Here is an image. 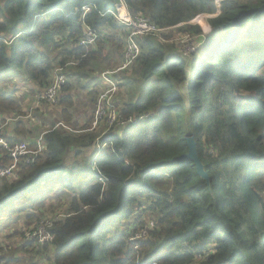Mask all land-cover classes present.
<instances>
[{
    "label": "trees",
    "instance_id": "1",
    "mask_svg": "<svg viewBox=\"0 0 264 264\" xmlns=\"http://www.w3.org/2000/svg\"><path fill=\"white\" fill-rule=\"evenodd\" d=\"M122 1L130 16L160 30L137 37L140 54L120 84L128 28L118 0H0V135L9 144L33 135L41 148L21 157L12 177H0V216L23 211L27 197L37 202L56 185L66 212L52 223L51 241H25L38 257L52 250L49 264H146L147 257L153 264H264V0H221L192 58L161 30L200 37V26L187 22L216 12L214 0ZM88 28L95 39L82 45ZM108 65L115 66L108 77L115 89L92 126L102 90H88L81 79ZM56 69L64 82L49 103L38 96ZM18 80L28 81L27 93L17 90ZM124 80L135 92L119 103ZM75 88L86 91L81 128L58 130L52 122L35 133L28 110L42 122L53 111L70 122ZM35 94L38 104L54 106H33ZM111 112L126 122L101 134ZM185 134L195 138L209 184L192 160L180 159L188 152ZM0 152L3 168L12 159ZM153 167L164 173H150ZM144 196L156 217L136 241L138 256L111 227ZM0 264L31 263L0 256Z\"/></svg>",
    "mask_w": 264,
    "mask_h": 264
},
{
    "label": "rangeland",
    "instance_id": "2",
    "mask_svg": "<svg viewBox=\"0 0 264 264\" xmlns=\"http://www.w3.org/2000/svg\"><path fill=\"white\" fill-rule=\"evenodd\" d=\"M220 1L221 0H214L216 12L200 13L196 15L191 21L187 22L189 26L199 25L202 30V34H201L202 36L200 35L199 37V35L187 34L177 27L167 28L164 31L161 30V32L171 36L169 42H175L177 46L181 47L179 52H181L186 57L192 58L194 55H198V53L194 54L196 52V47L203 41V39H206L207 36L206 34L211 31L209 21L213 16L217 15ZM158 38L162 40L161 35H159ZM123 62H124V58L122 63ZM134 62L129 64L124 69L118 71L121 72V74L117 76V78L120 80V84L122 83L121 76H123L124 74H126V76L127 74L131 75V73L133 72ZM114 67L115 66L112 65L104 66L100 70H96L95 72H93L89 79H81V81L84 83L89 82L88 90L94 88L98 91L101 89L102 90L101 92H103L104 90H106V83H104V77L108 78L109 75H111V71L115 69ZM125 81L126 80H124V85L122 87H120V85L117 86L115 92V94L117 93L119 103H121V100H125L132 93L135 92L134 86L133 87H131V85L125 86L126 84ZM17 82H18L17 90H19L22 94L27 93L30 90V87L26 86V83H28V81L24 82L23 80H18ZM9 85L12 84L9 83ZM181 88L183 90L185 86L181 85ZM80 89L82 88L80 87ZM73 92L75 95L74 97L75 106L71 110L73 119L70 122L62 117L60 118L57 115V111L56 112L53 111L51 114L47 115V118L49 119L43 121L44 122L43 123L42 121H40V118L38 119L37 116L35 115L34 111L36 110L34 111L28 110V113L30 115H33L34 118L33 122L35 123V127H36V129L34 130L35 133L38 134V124L40 131L43 129L50 128L52 122L58 125L57 128L58 130L69 131V129L71 128L75 130L81 128V126L83 125L86 119V115L84 114V106H83V103L86 105V100H87L86 91L78 90L77 88H75L73 89ZM36 93L38 96V93L40 92H36ZM26 105L27 104L23 106L25 109H26ZM32 105L37 107L38 105L54 106L52 104H46V103L38 104V101L36 100V94H35L34 103ZM54 109L58 110V107L55 106ZM75 109H82L83 114H80V112ZM88 112H90L89 109ZM74 121L76 123H74ZM101 123L103 124V120H101ZM164 135L166 134L164 133ZM192 137L194 138L193 135ZM19 142H26L27 144H29L31 150L38 149V144H34L33 135L31 137H28L27 140H20L14 143H19ZM33 144L34 147H32ZM5 152L7 153L6 150ZM1 156H3V152H0V157ZM87 156H89L88 151L85 153H80L77 156L78 162H82V160ZM12 176L13 174L9 175V177ZM93 176L95 175L92 174V177ZM79 179L83 180L82 177H80ZM89 179L92 181H94V179L96 180V178L92 179L90 177ZM84 180L87 179L84 178ZM164 182H166V180H164ZM54 188L55 189H50L48 191H45L43 195L40 198H38L37 202H34L30 197H27L25 201L27 202V205L23 211L9 212L8 214L4 213L0 216L3 217L2 218L3 225H0V247H3V245L7 247V251L6 252L1 251L0 256L6 257L8 261H12L15 259L18 260L27 259L30 260L31 264H33V262H35V264H49V258L53 256L54 253L52 250L48 251L47 256L38 257L37 255L38 252L34 248V246H25V241L28 243L32 239H36L37 242L43 239L42 242L44 243H49L51 241L49 230L52 223L57 219L61 218L62 216H64L66 212L65 206L62 205V200L65 199V196L60 194L61 191L59 190L58 186L55 185ZM66 190H70V189H65L62 192H65ZM145 196H147V194H145ZM145 196L139 198L137 202L131 204L132 208L128 210L129 216L122 218L120 223H118L117 225H113L111 227V231H117L118 229L120 234H126V236H128V241L130 243L131 242L134 243V249L138 253V256L140 255V248H137L138 246H135L136 244H138L136 241L142 240L143 237L146 236V228H148L151 225L153 219L156 217L155 212H153L150 209V205H148ZM36 204L38 205L34 207V205ZM68 212L69 211H67V213ZM24 249L27 250L26 253L24 252ZM17 252L19 253L17 254ZM145 261L147 262L146 264H153V262L149 257H147Z\"/></svg>",
    "mask_w": 264,
    "mask_h": 264
},
{
    "label": "built area",
    "instance_id": "3",
    "mask_svg": "<svg viewBox=\"0 0 264 264\" xmlns=\"http://www.w3.org/2000/svg\"><path fill=\"white\" fill-rule=\"evenodd\" d=\"M116 9L118 12V16L121 19L126 20V25L128 28V34L126 36V47L123 52L124 62L118 68V69H124L129 64L134 62L140 54V47L138 46V43H137V37L140 35H147V34L155 35L160 29L156 28L151 22L148 21V19L142 16H135V17L130 16L129 13L126 11V8L123 5L122 0H118V3L116 4ZM94 39H95V35L92 29L88 28L80 44L82 45L90 44L94 41ZM56 72H57V69L54 73V81L52 85L42 95L38 96V98L42 97L43 99L49 101V103H52L56 99L57 92L61 84L64 82L63 75L56 74ZM104 79L108 81L109 84H111L110 85L111 87H109L107 90L102 92L99 96V102H98L99 106L95 109V112H94L95 118L92 123V126L96 125L97 120L103 114L102 106L104 102H108L107 100L109 98V94H111L115 89V86L113 82L110 81V79L106 77H104ZM114 122H117V124L118 123L123 124L126 121H120V122L115 121L114 112H111L109 115V119L106 120L107 126L101 132V134L107 131L108 127ZM103 145L104 144L100 145V147H102ZM0 147L6 150L10 155L9 157L12 159L11 163L8 166L0 168V177L11 175L13 170L17 168L18 160L21 157L26 156L27 154H30L36 151L39 152L41 149L39 146L38 150L32 151L28 148L25 142L9 144V142L3 139L1 135H0ZM94 166L95 165L93 164L92 169Z\"/></svg>",
    "mask_w": 264,
    "mask_h": 264
},
{
    "label": "water",
    "instance_id": "4",
    "mask_svg": "<svg viewBox=\"0 0 264 264\" xmlns=\"http://www.w3.org/2000/svg\"><path fill=\"white\" fill-rule=\"evenodd\" d=\"M185 140L188 144V152L180 156V159H190L195 164V169L197 174L209 184V176L208 173L204 170L203 164L199 160L196 151V142L192 135H186Z\"/></svg>",
    "mask_w": 264,
    "mask_h": 264
},
{
    "label": "clouds",
    "instance_id": "5",
    "mask_svg": "<svg viewBox=\"0 0 264 264\" xmlns=\"http://www.w3.org/2000/svg\"><path fill=\"white\" fill-rule=\"evenodd\" d=\"M149 172L150 173H164V171L163 170H161L160 168H157V167H153V168H151V169H149ZM130 183H136L135 181H133V180H131V181H129ZM136 246V245H135ZM145 263H147V262H145Z\"/></svg>",
    "mask_w": 264,
    "mask_h": 264
}]
</instances>
